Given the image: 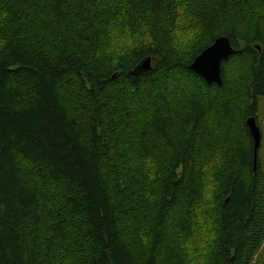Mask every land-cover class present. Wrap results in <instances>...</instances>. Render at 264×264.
<instances>
[{"label": "trees", "instance_id": "16d2710c", "mask_svg": "<svg viewBox=\"0 0 264 264\" xmlns=\"http://www.w3.org/2000/svg\"><path fill=\"white\" fill-rule=\"evenodd\" d=\"M263 105L264 0H0V264H263Z\"/></svg>", "mask_w": 264, "mask_h": 264}, {"label": "water", "instance_id": "95a60500", "mask_svg": "<svg viewBox=\"0 0 264 264\" xmlns=\"http://www.w3.org/2000/svg\"><path fill=\"white\" fill-rule=\"evenodd\" d=\"M257 47L260 48L259 45ZM239 51L240 50H237L233 47L229 36H220L194 58L190 68L200 74L209 83L216 82L221 84L223 82V61ZM151 68L152 59L147 57L139 64V66H137V68L133 71V74H137L140 71H147ZM247 124L255 141L256 158L262 140V131L255 116L249 117Z\"/></svg>", "mask_w": 264, "mask_h": 264}, {"label": "clouds", "instance_id": "9594fccd", "mask_svg": "<svg viewBox=\"0 0 264 264\" xmlns=\"http://www.w3.org/2000/svg\"><path fill=\"white\" fill-rule=\"evenodd\" d=\"M178 11L181 13V15L177 18V22H176L177 26L173 30V34L177 38L176 41H174V44H179L180 41L185 38L186 33L182 30L183 26H185L188 23L194 22L192 17L185 15L183 8L178 9ZM126 39H128V42L131 43L130 38H126Z\"/></svg>", "mask_w": 264, "mask_h": 264}, {"label": "rangeland", "instance_id": "374dc122", "mask_svg": "<svg viewBox=\"0 0 264 264\" xmlns=\"http://www.w3.org/2000/svg\"><path fill=\"white\" fill-rule=\"evenodd\" d=\"M258 123H259V126L262 129V135H263V137H262L263 144H262V146L260 148V154H261V159H264V105H263V107H261V112H260V116H259V119H258ZM261 255H262V261H263V264H264V251L261 253Z\"/></svg>", "mask_w": 264, "mask_h": 264}, {"label": "bare ground", "instance_id": "6f19581e", "mask_svg": "<svg viewBox=\"0 0 264 264\" xmlns=\"http://www.w3.org/2000/svg\"><path fill=\"white\" fill-rule=\"evenodd\" d=\"M151 58V57H150Z\"/></svg>", "mask_w": 264, "mask_h": 264}]
</instances>
